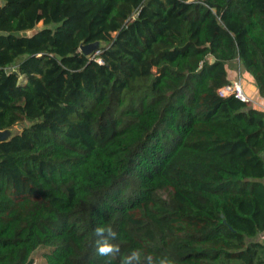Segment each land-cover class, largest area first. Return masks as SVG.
Returning a JSON list of instances; mask_svg holds the SVG:
<instances>
[{
    "label": "trees",
    "instance_id": "obj_1",
    "mask_svg": "<svg viewBox=\"0 0 264 264\" xmlns=\"http://www.w3.org/2000/svg\"><path fill=\"white\" fill-rule=\"evenodd\" d=\"M233 61L264 96V0H0V128L28 122L0 264H264V108L219 93Z\"/></svg>",
    "mask_w": 264,
    "mask_h": 264
},
{
    "label": "clouds",
    "instance_id": "obj_2",
    "mask_svg": "<svg viewBox=\"0 0 264 264\" xmlns=\"http://www.w3.org/2000/svg\"><path fill=\"white\" fill-rule=\"evenodd\" d=\"M94 233L97 237H104L103 240H97L96 242L98 255L107 257L119 250L108 239L109 237L114 239L116 236V233L112 229H105L102 225H97L94 229ZM136 257L137 253L133 252L130 260ZM148 260L149 264H152L151 256L148 257ZM158 264H171V261H169L167 258H163L159 260Z\"/></svg>",
    "mask_w": 264,
    "mask_h": 264
},
{
    "label": "water",
    "instance_id": "obj_3",
    "mask_svg": "<svg viewBox=\"0 0 264 264\" xmlns=\"http://www.w3.org/2000/svg\"><path fill=\"white\" fill-rule=\"evenodd\" d=\"M37 29L30 30V31H24V35H32L34 32H36ZM102 41H94L87 44H82L81 49L85 51L88 55H92L96 49H98ZM215 60V57H212V61ZM28 125V122L25 121L23 123H20L17 126H9L5 128H0V143L11 140L14 136L19 134L24 126Z\"/></svg>",
    "mask_w": 264,
    "mask_h": 264
},
{
    "label": "crops",
    "instance_id": "obj_4",
    "mask_svg": "<svg viewBox=\"0 0 264 264\" xmlns=\"http://www.w3.org/2000/svg\"><path fill=\"white\" fill-rule=\"evenodd\" d=\"M231 63H230V66H232ZM234 72H235V70L231 69V77H234L233 76ZM247 73H245L244 77H241V78H242L245 90H246L247 94L250 96L249 100L251 101L252 106L264 108L263 107V105H264V96L260 93V90H259V88H258V86L256 84L255 78L249 73L248 70H247ZM263 180H264V178H263ZM255 239H260V240L264 241V231L260 232L255 237Z\"/></svg>",
    "mask_w": 264,
    "mask_h": 264
},
{
    "label": "built area",
    "instance_id": "obj_5",
    "mask_svg": "<svg viewBox=\"0 0 264 264\" xmlns=\"http://www.w3.org/2000/svg\"><path fill=\"white\" fill-rule=\"evenodd\" d=\"M99 50H97L96 53H98ZM98 60L101 61L102 59L98 57ZM218 91L223 96H228L235 94L237 97L243 99V100H249L250 97L245 91L244 85L241 80L239 79H231L230 82L220 86L218 88Z\"/></svg>",
    "mask_w": 264,
    "mask_h": 264
},
{
    "label": "rangeland",
    "instance_id": "obj_6",
    "mask_svg": "<svg viewBox=\"0 0 264 264\" xmlns=\"http://www.w3.org/2000/svg\"><path fill=\"white\" fill-rule=\"evenodd\" d=\"M41 25H42V22H39V26H41ZM101 44L103 45L104 42H101ZM96 52H97V49L94 51V53L92 55H94ZM231 64H232L231 69L235 70V72L233 74L234 77H231V79H239L242 81L241 77H244V74L247 73L246 68L243 66V64L239 63L238 61H233ZM242 83H243V81H242ZM263 107H264V105H263ZM17 125H19V124H16L14 126H17Z\"/></svg>",
    "mask_w": 264,
    "mask_h": 264
}]
</instances>
